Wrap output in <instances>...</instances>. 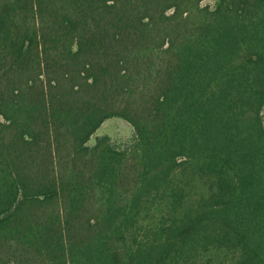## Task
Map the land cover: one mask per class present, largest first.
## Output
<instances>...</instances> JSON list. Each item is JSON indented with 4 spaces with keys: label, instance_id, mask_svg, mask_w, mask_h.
<instances>
[{
    "label": "trees",
    "instance_id": "1",
    "mask_svg": "<svg viewBox=\"0 0 264 264\" xmlns=\"http://www.w3.org/2000/svg\"><path fill=\"white\" fill-rule=\"evenodd\" d=\"M206 1L0 0V264H264V0Z\"/></svg>",
    "mask_w": 264,
    "mask_h": 264
},
{
    "label": "rangeland",
    "instance_id": "2",
    "mask_svg": "<svg viewBox=\"0 0 264 264\" xmlns=\"http://www.w3.org/2000/svg\"><path fill=\"white\" fill-rule=\"evenodd\" d=\"M205 4H213V1L212 0H207L205 2ZM120 131H123L122 129ZM125 134H122V133H118L117 137L116 138H120V137H123Z\"/></svg>",
    "mask_w": 264,
    "mask_h": 264
}]
</instances>
